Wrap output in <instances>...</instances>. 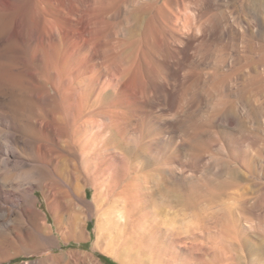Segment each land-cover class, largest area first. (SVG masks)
I'll return each instance as SVG.
<instances>
[{
	"label": "rangeland",
	"instance_id": "obj_1",
	"mask_svg": "<svg viewBox=\"0 0 264 264\" xmlns=\"http://www.w3.org/2000/svg\"><path fill=\"white\" fill-rule=\"evenodd\" d=\"M115 3L104 34L107 55L95 59L103 77L81 90L78 112L55 107L60 95L51 82L32 95L30 120L57 122L60 134L49 128L32 138L8 107L11 96L0 94V144L48 141L59 154L58 141L80 151L93 141L101 168L80 157L77 172L92 204L83 209L63 169L0 161L6 189L21 194L34 184L37 208L59 240L15 245L12 235L0 264H264V0ZM142 6L152 17L144 43L136 35ZM139 59L131 102L122 104L107 64L115 60L134 73ZM26 78L33 88L37 75ZM81 80L72 77L66 86ZM54 195L58 210L50 208ZM107 212L122 230L113 239L103 223ZM69 218L87 225V240L65 241L57 224Z\"/></svg>",
	"mask_w": 264,
	"mask_h": 264
},
{
	"label": "bare ground",
	"instance_id": "obj_2",
	"mask_svg": "<svg viewBox=\"0 0 264 264\" xmlns=\"http://www.w3.org/2000/svg\"><path fill=\"white\" fill-rule=\"evenodd\" d=\"M115 2L113 3L112 0H0V94L11 96L8 107L23 122V128L32 138L42 137L48 133L46 131H49V128L60 134L63 127L57 122L37 121L34 123L30 120L33 109L31 98L34 92L43 91V87L47 86L46 83L51 82L54 92L60 95L59 100L57 99L53 104L55 107L59 104L63 105V111L66 114H72L80 104L78 96L82 94L81 90L94 83L98 84L102 79L103 74L96 72L95 59L101 55H107V50L104 48V34L109 22L111 4L114 5ZM148 7L150 9V6ZM149 9L147 6H142L140 16H138V32L135 34L143 43L149 38L146 37L147 32H150L148 31L150 30L148 29L149 21L151 22L149 19L152 18H150ZM131 38L133 36L130 40ZM141 47L143 49L139 51L145 49L144 46ZM142 55L138 52L137 58ZM17 63L23 64V67L16 68L14 65ZM107 65V75L112 80H119V89L112 87V93L116 94L120 91L119 102L129 104L132 82L142 71L139 73L142 61L139 59L134 73L127 67L123 68L115 60H111ZM31 73L37 75L33 88L30 87L33 83L26 78ZM78 75L82 76L78 85L72 88L67 87L65 80ZM44 94L47 98L51 96L48 91ZM55 114L62 117L60 112ZM58 142L63 146L59 154L48 145V141H6L0 144V161L13 166H34L35 160L46 169L54 170L53 172L60 168L63 169L64 173L73 177V182L76 183L82 208H92V204L87 199V186L80 182L77 167L81 157L82 162L88 164L89 167L95 166L96 170L101 169L96 164L98 151H96L94 142H87L82 151L76 150L69 141ZM24 153L27 156H24ZM128 187L129 183L121 192L126 191ZM44 192L49 198L52 195L50 188L45 189ZM57 198L58 196H55L54 200H51L50 208L58 210L57 200L59 198ZM126 199L128 205L132 206V201L136 202L137 197L133 195ZM97 200L94 197V201ZM104 215L103 223L110 230L109 236L112 239L116 238L122 231L119 224L110 220V212ZM65 223L63 224L66 227L63 224H57V229L67 239L65 241L70 238L77 240L89 238L86 224H81L74 218H69ZM0 224L2 225L0 229L3 231L0 234V252L5 254L12 235L16 237L15 241L12 240L15 245L17 242L24 244L26 240L38 244L54 242L55 245L59 241L53 233V226L49 225L45 214L37 208L36 190L31 182L21 194L6 189V186L0 182ZM24 230L27 232L26 235L23 233ZM124 249H128L125 242ZM8 257H4V260L10 261Z\"/></svg>",
	"mask_w": 264,
	"mask_h": 264
}]
</instances>
